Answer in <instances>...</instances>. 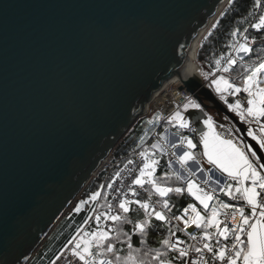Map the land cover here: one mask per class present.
<instances>
[{
	"label": "water",
	"instance_id": "1",
	"mask_svg": "<svg viewBox=\"0 0 264 264\" xmlns=\"http://www.w3.org/2000/svg\"><path fill=\"white\" fill-rule=\"evenodd\" d=\"M226 1L0 0V260L27 264L174 76L264 157L226 101L180 74Z\"/></svg>",
	"mask_w": 264,
	"mask_h": 264
},
{
	"label": "snow or ice",
	"instance_id": "2",
	"mask_svg": "<svg viewBox=\"0 0 264 264\" xmlns=\"http://www.w3.org/2000/svg\"><path fill=\"white\" fill-rule=\"evenodd\" d=\"M231 3L233 0H229V4ZM253 9H264L262 0H254ZM221 15L224 13L222 12ZM248 15H253V12L250 11ZM216 26L217 24L213 23L212 28ZM249 27L257 31H264V10L260 12L256 22L251 23ZM247 32L248 29L245 28L244 31L237 29L230 33L233 38L237 36L243 38V42L239 40L230 42L229 46L235 52L247 55L253 51ZM255 40L256 37L253 36L252 42ZM262 41H264V37H262ZM224 59V63H222V59H216L215 64L222 73H229L232 66L236 65L238 61L231 56ZM239 63L242 68V71L238 73L239 83L235 82V78L230 79L225 75H217L211 80V86H214L215 91L220 94L221 100L226 99L224 93H228L229 96H236L241 92L247 94L246 106L242 105L240 99H237L235 103H228L227 106L229 110L239 116L241 121L249 124L254 122L257 125L258 132L250 127L247 134L256 141L260 149H264V57L257 56L255 61H251L245 60L244 56H241ZM208 75L210 76L211 73ZM205 78L207 79L208 76ZM184 108L200 109L201 105L189 100L185 103ZM155 119L159 121L160 117L156 116ZM167 119L173 125L178 126L177 132L173 133V135L179 136L178 142H169L170 147L182 152L177 155L176 151H173L171 156L175 157L181 169L187 172V177L181 172H171L169 175L186 184V189L183 186H162L154 176L159 161L150 158L147 150L139 153L143 161L132 184L145 189L149 197L154 191L156 195L164 198L162 208L169 212L171 205L167 197L170 193L182 195L186 191L189 196L198 201L204 210L203 214L196 203H189L183 209L182 215L175 217L177 220H183L184 223V228H178V231L184 232L190 225L200 230L199 237L191 231L188 232L190 239L196 243L188 247H180L179 245H182L184 241L177 238L174 242L172 237H175L176 233L169 228L168 235L159 241L163 251L148 249L141 253L140 249H133L131 236L125 233L129 251L126 255H121L109 238L110 231L115 229L105 230L98 227L96 231L85 232L79 238L74 237L68 241V245H74L73 255L77 256L83 264H89L87 259L89 254L94 256L92 264H103L105 256L109 257L108 264H151L152 261H155L156 264H174V262H178V264H209V261H212V264H217V262L219 264H264V157L258 156L257 152L247 144L241 147L242 140L237 143L230 137L223 138L221 133L215 130L210 116L203 121L207 130L190 127V121L180 111L172 113ZM148 122L152 123L151 120ZM179 129H189L190 132L196 133L198 143H194L192 138L180 134ZM160 136L162 140L165 139L163 134ZM198 145L202 146V152L198 153L200 159H197V153L194 151ZM151 148L154 150L163 149V145L157 142L152 144ZM188 161H193L196 165L206 162L210 166L207 170L208 173L218 172L220 175L215 179L218 191L237 203H226L216 195L217 188L205 190L191 179L196 175V172L187 167ZM196 171L203 172L204 169L198 167ZM207 182V180L204 181V183ZM146 185L151 187L146 188ZM99 195V192L93 193L90 199L95 200ZM132 203L137 204L144 212L145 218L133 224L134 231L141 235L146 234L151 216H155L158 221L168 220L164 212L156 211L148 200L120 199L118 207L123 213H128ZM107 207L108 213L104 214V219L132 223L126 216L110 215L111 205ZM78 209L79 205L75 210ZM246 209H249L250 212L246 213ZM221 216L224 217L223 220L220 219ZM95 218L99 221L101 216L97 215ZM116 231L117 235L113 239L119 241L120 232ZM170 252H175L178 255L166 259L165 257H168ZM0 264H5V262L0 260Z\"/></svg>",
	"mask_w": 264,
	"mask_h": 264
},
{
	"label": "trees",
	"instance_id": "3",
	"mask_svg": "<svg viewBox=\"0 0 264 264\" xmlns=\"http://www.w3.org/2000/svg\"><path fill=\"white\" fill-rule=\"evenodd\" d=\"M227 2L228 1L223 4L220 13L213 18L210 25L202 33L195 48L197 62L203 67V70L205 69L204 71L206 74H209V71L216 66V59H223L224 54L230 47L229 45L232 40L230 33L233 30L238 29L239 31H244V29L247 28L248 32L246 34L252 37H258L264 34V31H257L249 27L251 23L256 22L260 12L264 10L253 9L254 0H233V3L231 4ZM262 3H264V0H262ZM250 11L253 12V15L251 16L248 15ZM222 12L224 15H221ZM213 23L217 24L215 28H212ZM205 37H207V39H205ZM251 47L253 48V51L247 55L244 54L245 60L255 61L257 56L264 57V45H253ZM237 61V64L232 66L229 73L220 72L218 75H225L230 79L235 78V82L239 83L238 73L242 71V68L239 60ZM195 102L197 101L195 100ZM207 109H211L213 112V117H211L212 121L220 122L226 125L234 135L240 133L236 124L227 115L212 108ZM232 113L236 118L240 119L234 111H232ZM156 116L158 115L154 112L149 115L142 114L135 119L132 125L111 149L110 154L114 161L119 163L131 157L133 155V151L145 142V147L149 146L150 139L148 141L147 139L149 134L152 132H150L151 128L154 129L156 126L161 127L165 123L169 122L167 120L161 121V119L157 121L155 119ZM150 120L152 123L148 122ZM244 124L248 129L251 127L255 131L252 123L249 124L244 122ZM191 135H193L195 143H198V138L194 135V133L191 132L190 137ZM199 148L200 146L198 145V148L194 150L197 154L199 153ZM158 161L159 163L156 167L154 176L161 185H181L185 187L184 183L177 181L174 176L169 175L172 171L165 160L164 154L161 152L158 153ZM113 171L114 169H111L108 172V168H105L104 170L97 172V176L89 179L83 187L81 193L87 195L90 192L99 191V206H105L108 201L106 184ZM146 187L150 188L151 186L146 185ZM168 199L171 205L170 213L179 210L186 203L194 200L193 197L189 196L186 191L182 195L170 193L168 195ZM86 215L87 210L85 209H81L77 212H71L69 215L63 214V216L40 243V246L34 251L27 264H49L68 239L74 234L76 229L84 222ZM133 215H141V212L136 208H133L131 214L122 216H126L129 221H132V223H124L122 221L116 222V230H119L120 232L119 241L113 239L117 235V231L115 234H109L111 242L114 243L115 247L120 251V254L126 255L129 251L128 239L125 233L128 236H131L133 249H140L141 253L147 251L148 249H160L163 251L164 249L160 245L159 241L168 235L169 227L167 224L164 221L156 220V218H150L146 234L141 235L133 229V224L135 223ZM85 232L88 231L86 230ZM176 255L178 254L170 252V255L165 258L170 259L172 256ZM148 259L150 260V257ZM151 264H156V262L152 261Z\"/></svg>",
	"mask_w": 264,
	"mask_h": 264
},
{
	"label": "built area",
	"instance_id": "4",
	"mask_svg": "<svg viewBox=\"0 0 264 264\" xmlns=\"http://www.w3.org/2000/svg\"><path fill=\"white\" fill-rule=\"evenodd\" d=\"M248 37H249V42H251L250 46L264 45V41H262V37H264V34L256 37V40L254 42H252V36H248ZM237 40L243 42V38L240 36H237L235 38L232 37L231 42H235ZM229 56L239 60V58L241 56H244V54L243 53H237L231 47H229L228 50L226 51V53L224 54V57L222 59V63L225 62L224 58H227ZM190 59H191V62L194 64V69H195L194 73L196 75H198L200 78H202V80L205 84H207L211 87L210 80L213 79L215 76H217L221 71L219 69H217V66H215L214 68H212L209 71V73H211V75L208 76V78L205 80L204 76L206 73L203 70V67L196 60L195 49H194L193 54L191 55ZM214 69H216V71H213ZM180 74L183 75L184 72L180 71ZM215 93L218 95L217 92H215ZM224 95H226L228 97H232L235 101L237 99H240L242 105L246 106V99H247L246 93H243V92L237 93L236 96H229L228 93H224ZM190 97H192V94L184 86H182V82L180 81V79L177 76H174L173 78H171L170 80L165 82L159 90L154 92L151 99L147 102L143 114L149 115L151 113L156 112L157 115L160 117L161 121H165V120L168 121L167 117H169L172 113L179 111V109L183 106V104L186 103L187 99ZM184 116L190 121V127H196V122L194 119H192L191 117L186 116V115H184ZM192 122H195V123H192ZM252 124L254 125L255 131L258 132L257 125L254 122H252ZM213 126H214L216 131L221 133L222 136L227 137V138L230 137L237 143L241 142L240 138H238L236 135H234L233 132L226 125H224L220 122H213ZM176 127L178 128V126H176ZM158 129H159V126H156L153 129L150 136L148 137L147 141L150 139V144L148 147H145V145H146V142H145L144 144H142L140 147H138L137 149H135L133 151V155L131 157L125 159L124 161L119 162V163L117 161H114L111 154H109L104 159L103 162H107L109 165L108 172L111 169H114L113 173L111 174V177L109 178V180L106 184V192L108 195L107 204L103 207H100L99 206V200H98L99 196H97V198L95 200H92L91 204L89 205V207L87 209V215H86L84 222L76 229V231L70 237L69 240H72L74 237L79 238L83 233H85L86 230L89 233L96 231L98 227L101 229H105V230L115 229L113 231H110V233H109V234H115L117 221H111L108 219H104V214L108 213V207H107L108 205H111V212L109 213L110 215H117L118 214V215L123 216V215L131 214L133 211V208H136L138 211L141 212V215H133L134 222L142 221L145 218L144 212H143V209H140L137 204L132 203L129 206L131 210L128 213H123L119 209V207H118L119 200L120 199H127L130 201L148 200L150 205H152V207H154L156 211H163L165 216L168 217V220H166L164 222L167 224V226L169 228H171V230L173 232L176 233L175 237H172L173 241L175 242V239H177V238L179 240L184 241V243L182 245H179L180 247H188V246L196 243V241H193L192 239H190L188 232L191 231L199 237L200 236V230L196 229L195 226L190 225L189 228L186 229L184 232L178 231L177 230L178 228H184V223H183V220H177V219H175V217L181 216L183 213V209L189 203H196L198 208L201 210V212L203 214L204 210H203L202 206L199 205L198 201H195V200L190 201V202L186 203L184 206H182L179 210H177L173 213H170V212H168L167 209L162 208V201L164 198H161L158 195H156V193L154 191L152 192L151 197H149V194L145 189H142L139 186L132 184V180L134 179L135 175L138 174L139 166L142 164V161H143V158L140 157L139 153L141 151H145V150L148 151L150 158L156 159V160H158V153L159 152L163 153L165 156V160H166L167 164L169 166H171L175 172H181L182 175L187 177V172H184L183 169H181L180 164L176 161L175 157L171 156V153L173 151H176L177 155L182 154V152L179 149L174 150L170 147V144H169V142H171V143L178 142L179 136L173 135V133H175V132L173 130H171L170 128H165L164 130L168 134L169 137L162 140L161 136H160V134H162V132H159ZM247 131H248V129H247ZM179 133L182 135L188 136L190 138L191 132L189 129H179ZM172 137H175V138L177 137V140H175V139L173 141L170 140V138H172ZM157 142H159L161 145H163V149L158 148V149L154 150L151 148V145L154 143H157ZM243 146L244 145L241 144V147H243ZM129 161H132V163H129ZM187 167L189 169H191L193 172H196V170L189 167L188 164H187ZM199 167H201V165H199ZM191 178H193L194 181L197 184H199L201 187H203L205 190H211L213 188H217V185L214 187L209 182L204 183L205 180L202 178H199L197 176V173L194 177H191ZM109 185H111V187H109ZM162 186L177 187V186H181V185L170 186V185L164 184ZM88 195H92V192H90ZM216 195L221 200L225 201L226 203L227 202L237 203L236 201H231L228 198H226V196H224L223 193H220L218 191V188L216 191ZM167 199H168V197H167ZM158 201H159V203H157ZM169 203H170V201H169ZM210 203H212V202H210ZM246 210H249V209H246ZM97 215L101 216V219L99 221H97L95 218ZM150 218H155V216H151ZM220 219L223 220L224 217L221 216ZM85 221H87V223H85ZM197 246H199V245H197ZM73 247H74V245H68V242H67L65 244V246H63L59 250V252L54 256V258L52 259V261L49 264H83V262L77 256L73 255V253H72ZM87 259L89 260V264H92V261L94 260V256L92 254H89L87 256ZM108 261H109V257H107V256L103 257V264H108ZM174 264H178V262H174ZM209 264H212V261H209ZM217 264H219V262H217Z\"/></svg>",
	"mask_w": 264,
	"mask_h": 264
},
{
	"label": "crops",
	"instance_id": "5",
	"mask_svg": "<svg viewBox=\"0 0 264 264\" xmlns=\"http://www.w3.org/2000/svg\"><path fill=\"white\" fill-rule=\"evenodd\" d=\"M211 88L215 91V88H214V86H211ZM216 92V91H215ZM226 96V95H225ZM227 97V100L225 99L224 101H226L227 103H234L235 102V100L232 98V97H228V96H226ZM193 101H195V99L193 100ZM187 103V102H186ZM205 109L207 110V108H205V107H202L201 106V108L200 109H195V108H191V109H189V108H187V109H185V108H180L179 109V111L181 112V113H183L184 115H186V116H189V117H191L192 119H194L195 120V122H196V128H199V129H202V130H207L206 129V126L204 125V123H203V121L205 120V119H207L208 117H209V114H208V111H205ZM214 122V121H213ZM165 128H170L171 130H173L174 132H177V128L172 124V123H170V122H168V123H165L164 125H162L161 127H159V129H158V131L159 132H162V134L165 136V138H168L169 136H168V134L165 132ZM153 128H151V130H150V132L151 131H153L152 130ZM152 133V132H151ZM150 133V134H151ZM150 134H149V136H150ZM194 135L198 138V135L196 134V133H194ZM223 138H227V137H224V136H222ZM190 138H192L193 139V142L195 143V141H194V138H193V135H191V137ZM177 140V137L176 138H174V137H172V138H170V140ZM200 152H202V146H200V148H199V153ZM197 158L198 159H200V156L197 154ZM187 164H188V166L189 167H191L192 169H197L198 167H199V165H196L193 161H188L187 162ZM201 167H203V169H204V171L203 172H197L196 171V173H197V176L199 177V178H202V179H204V180H207L212 186H216V184H215V179L220 175L218 172H213V173H208V168L210 167L209 165H207L206 164V162H203L202 164H201ZM225 196V195H224ZM226 198H228L229 200H230V198L229 197H227L226 196ZM74 212H77V211H74ZM248 212H250L249 210H246V213H248ZM71 214V213H70ZM69 215V214H68ZM70 239V238H69ZM69 239H68V241H69ZM67 243V242H66ZM65 246V245H64Z\"/></svg>",
	"mask_w": 264,
	"mask_h": 264
},
{
	"label": "rangeland",
	"instance_id": "6",
	"mask_svg": "<svg viewBox=\"0 0 264 264\" xmlns=\"http://www.w3.org/2000/svg\"><path fill=\"white\" fill-rule=\"evenodd\" d=\"M228 2H229V0H228ZM227 2V3H228ZM190 61H191V59H190ZM205 70V69H204ZM206 76H208V74H206L205 76H204V79L206 80ZM218 96L220 97V94H218ZM225 96V95H224ZM225 98H226V100H227V97L225 96ZM189 100H194V98L193 97H190V98H188L187 99V101L186 102H188ZM197 103V102H196ZM184 105L185 104H183V108H184ZM181 107V108H182ZM189 109H191V108H189ZM205 111H206V109H205ZM207 111H208V114H209V116L210 117H213V112H212V110L211 109H207ZM236 136L238 137V138H240V140H242V138H241V135H240V133L238 134H236ZM243 141V140H242ZM105 168H108L109 169V165H108V163L107 162H102V164L100 165V167L98 168V170H96V172L92 175V177H96L97 176V172H99L100 170H104ZM170 169H171V171L172 172H175L174 171V169L170 166ZM191 179H193V178H191ZM194 180V179H193ZM185 187H186V184H185ZM82 191V190H81ZM97 192H99V191H95V192H92V194L93 193H97ZM92 195H84V194H82L81 192L75 197V199L69 204V206L67 207V209H66V211L64 212V214H66V215H68V214H70L71 212H74V211H79V210H81V209H85V210H87L88 209V207H89V205L91 204V202H92V200L90 199V197H91ZM82 201H84L85 203H81ZM79 205V209L78 210H75V209H77V206ZM68 242V241H67ZM66 244V243H65ZM64 244V245H65Z\"/></svg>",
	"mask_w": 264,
	"mask_h": 264
},
{
	"label": "bare ground",
	"instance_id": "7",
	"mask_svg": "<svg viewBox=\"0 0 264 264\" xmlns=\"http://www.w3.org/2000/svg\"><path fill=\"white\" fill-rule=\"evenodd\" d=\"M228 1V0H227ZM200 38V37H199ZM199 40V39H198ZM198 40L195 39L192 44V48L189 49L188 55L186 57V66L181 70V72H184L183 76L195 74L194 64L190 61V57L193 54L194 49L196 48L198 43ZM197 60V59H196ZM167 82V81H166ZM207 111V110H206ZM216 112V111H215ZM175 138V137H174Z\"/></svg>",
	"mask_w": 264,
	"mask_h": 264
}]
</instances>
